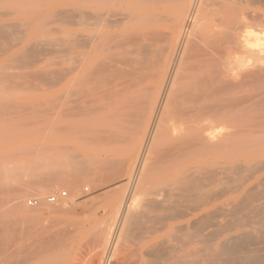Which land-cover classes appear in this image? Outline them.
Segmentation results:
<instances>
[{
  "label": "bare ground",
  "instance_id": "1",
  "mask_svg": "<svg viewBox=\"0 0 264 264\" xmlns=\"http://www.w3.org/2000/svg\"><path fill=\"white\" fill-rule=\"evenodd\" d=\"M1 143L0 264L71 237L29 233L50 181L105 187L83 264H264V0H0Z\"/></svg>",
  "mask_w": 264,
  "mask_h": 264
},
{
  "label": "rangeland",
  "instance_id": "2",
  "mask_svg": "<svg viewBox=\"0 0 264 264\" xmlns=\"http://www.w3.org/2000/svg\"><path fill=\"white\" fill-rule=\"evenodd\" d=\"M38 123V122H37ZM33 124V125H31V126H29L30 128H37V127H40V124H41V121L39 120V123L38 124ZM1 146H7V145H10L9 143H1L0 144ZM17 156V157H16ZM36 156H41V160H40V158L38 159V157H36V159L37 160H35V157ZM46 155H44L43 154V156L41 155V153L39 152V155H37V153L35 154V153H27L26 155H24V156H19V155H15V157L13 156H11V157H8V158H6V161L5 162H11V164H12V162L13 163H15V162H17V164H19L20 163V167H21V165L23 166V168L25 167V170L21 167V169L19 170V165H18V167L16 166L17 164H13V166H16V167H14V169H16L15 170V174H16V176H18L17 178H19V181L20 180H23V181H26L27 179H29L30 180V178H34V180H35V178L36 179H39L40 177H41V175H43L42 176V178H47V177H49L50 176V174H51V170H52V172L54 173L55 171H56V173H57V171L59 172V173H63V172H67V173H69L70 172V170H71V168L69 167V168H67V166H64V168H63V166L61 165V164H58V166L60 167V169H61V166H62V171L60 172V170H55V169H57L56 167H57V165H56V167H55V164L54 163H52L53 161H55V160H49L48 158V162H51L54 166V168H52V167H50L51 165H49L48 164V167L47 166H45V169H44V166H43V164H44V162H43V157H45ZM47 157V156H46ZM46 157H45V159H46ZM34 158V159H33ZM39 160V161H38ZM24 161V162H23ZM47 161V160H46ZM58 161V160H57ZM25 163L24 165H23V163ZM47 162V163H48ZM35 163H37V164H39V166H40V168H42L43 170H38L39 169V166L37 165V164H35ZM47 163H45V165L47 164ZM35 164V165H34ZM56 164H57V162H56ZM42 165V166H41ZM61 165V166H60ZM9 166H10V164H9ZM65 167H66V169H65ZM17 168H18V170H17ZM46 168H47V170H46ZM65 169V170H64ZM17 171V172H16ZM23 171H25V172H23ZM29 171H30V173H29ZM43 171V172H42ZM13 172H14V170H13ZM32 172V173H31ZM38 172H39V174H38ZM48 172H49V175H48ZM36 175H35V174ZM53 173L51 174V176L53 175ZM58 173V174H59ZM21 174V175H20ZM38 174V175H37ZM47 174V175H46ZM28 175H30V176H28ZM35 175V176H34ZM54 175H55V173H54ZM53 175V176H54ZM15 176V177H16ZM21 176V177H20ZM23 178V179H22ZM41 178V180H42V185H43V180H45V179H42ZM50 179V178H49ZM17 181H18V179H16V184H17ZM47 181H48V179H47ZM46 181V182H47ZM14 182V181H13ZM12 182V183H13ZM51 182H52V188H50V186H49V188H50V190H48V191H46L45 192V194H43V195H45V196H47V195H50V194H54V193H56V192H59V191H66V193H67V198L64 200V199H62L63 201L61 202H59V205H56V204H58L57 202L56 203H54V204H49V203H45V202H43V203H45V205L43 204V205H39V208L40 207H45V209L46 210H42V209H40V210H31L30 212H31V214L34 216V218H35V216L37 217V218H39V223H37L36 225L37 226H35V222H34V226L35 227H32L33 225L32 224H30V222H32V220L29 222V224H30V226H31V230H29V233H30V231L32 232V233H34L35 232V234L36 235H34V239H35V236H36V240L38 241V237H40V238H42L41 237V233H42V235H44V232H48V233H45V236L44 237H46L48 234H49V232H51L52 233V231H56V230H58L59 228H65V230L67 229V227L69 228V230L67 231V233L69 232V233H71L70 234V238H66L65 237V239L66 240H63V242H61V244L60 243H57L56 242V240H55V244L53 243L54 242V240H53V242H52V244H50V242H51V240L50 241H48L49 240V236H50V239H51V235H55L54 233L55 232H53L52 234L50 233L48 236H47V238H48V243H45L46 241L44 240V243L42 242V241H40V239H39V242H36V241H33V242H31V240H33V236L31 235L30 236V244H31V246L33 247V253H34V251H40L41 252V254L39 255V256H32V262H38L39 264H83V262L80 260V258H81V256H83L84 255V253L89 249V247L91 248V245L89 246V244H87V245H85L86 243H89V238H88V235H89V237L91 236L90 234L91 233H93L92 232V230L93 231H95V229H97V228H100L101 226H103L104 225V223L106 224L107 223V221H109L108 219H109V213L108 212H106V210H105V208H104V206H105V203L107 202V200H108V198L107 197H105V199H107V200H104V199H102L103 198V196L105 195V193L103 194L102 193V191L104 190V188L102 189V187H97L96 188V190H94L93 189V191L95 192V194L97 193V191L98 192H101V193H99V194H97V196H95L94 195V192L93 193H89V192H91V188L92 187H90V190H89V187H88V190L89 191H87V190H81L82 192L81 193H79V192H75V193H70V191L69 190H67V188L65 187V186H62V187H60V186H58V184H56V182H54V184H56V185H54L53 184V181H50V184H51ZM21 183H23V182H21ZM26 184V187H27V184L29 183V182H25ZM41 183V182H40ZM14 184H15V182H14ZM35 185V181L32 183V180H31V183L29 184V185ZM37 181H36V185L35 186H37ZM83 184H85L84 186H86L87 187V185L89 186V184L88 183H83ZM87 184V185H86ZM38 185H41V184H38ZM84 186H82L81 188H83ZM91 186V185H90ZM93 186V185H92ZM34 187V186H33ZM31 188V186H30V188L31 189H29V187H27L30 191H28L27 192V194H26V197H24V200L26 199H28V198H35L36 196H37V191H39V189H41L42 188V186L41 187H39V189H38V186H37V190H35L36 188ZM60 187V188H59ZM95 187V186H94ZM54 188V189H53ZM56 188V189H55ZM27 189V190H28ZM32 189H34L35 190V192H33V190ZM52 189V190H51ZM84 191H85V194H84ZM31 192H33L32 193V196L29 194V193H31ZM35 193H36V195H35ZM39 193V192H38ZM77 193V194H76ZM29 194V195H28ZM69 194H70V196H69ZM88 194H90V196H94L95 198H97V200L99 201V202H97L96 200H93L94 199V197H92V199L89 197V195ZM33 195H35V196H33ZM79 195L80 196H82V198L81 199H76L77 197H79ZM83 195H84V197H83ZM86 195V196H85ZM38 196H39V194H38ZM44 196V197H45ZM75 196V197H74ZM77 196V197H76ZM99 196H101V198H99ZM28 197V198H27ZM71 198V199H70ZM76 200H75V199ZM86 198V199H85ZM100 199H102V202L100 203ZM89 200V201H88ZM104 200V201H103ZM77 201V202H76ZM75 202H76V204H77V206H76V204H75ZM79 202V203H78ZM92 202H93V205H92ZM71 203V204H70ZM89 203V204H88ZM95 203H96V205H95ZM50 206H49V205ZM64 204V205H63ZM74 204V205H73ZM83 204V205H82ZM86 204V205H85ZM61 205V208L63 207V206H65V207H63V211H65V209H67L68 210V208H69V210H75L74 211V213H70L69 211V213H65V212H63V211H61V212H59V210L61 209H59L58 210V208H59V206ZM67 205V206H66ZM70 205V206H69ZM82 207H81V206ZM92 205V206H91ZM51 206H52V209L51 210H49V208H51ZM73 206V208L74 209H71V207ZM54 207H57L56 208V212H58V213H54V211H55V208ZM80 207V208H79ZM88 207V208H87ZM31 208V207H30ZM36 208H38V206L36 207ZM65 208V209H64ZM82 208V209H81ZM86 208V209H85ZM54 209V210H53ZM81 209V210H80ZM90 209V210H89ZM66 210V211H67ZM84 212H83V211ZM89 210V211H88ZM76 211H78L77 213H75ZM80 211H82V212H80ZM63 212V213H62ZM79 213V214H78ZM81 213V214H80ZM89 213V214H88ZM97 214V215H96ZM100 214V215H99ZM87 215V216H86ZM96 215V219L94 218V216ZM99 216V217H98ZM41 217V218H40ZM86 217V218H85ZM37 218H35V221L37 222ZM40 219H42L41 221H40ZM64 219V220H63ZM69 220H71V222L73 221H76L77 220V222L80 224H73V223H70L69 222ZM107 220V221H106ZM63 221V222H62ZM65 221H66V224L69 222V224H67V227L65 226ZM41 223H42V225L44 226H42L41 225ZM48 227V228H45V225ZM73 224V225H72ZM40 225V226H39ZM77 225V226H76ZM41 227V228H45L44 229V231L42 232L41 231V233H40V231H38V229L37 228H39V227ZM62 226V227H61ZM76 228V229H75ZM139 228H141V227H138L137 229H139ZM29 229H30V227H29ZM35 229H37L36 231L38 232V233H36V231H34ZM65 230H63V233L65 232ZM139 231H140V229H139ZM139 231L137 230V232L139 233ZM59 232H60V229H59ZM137 233V235H139ZM56 234H57V231H56ZM59 234V233H58ZM58 234H57V238L59 239V236L61 235V236H63L64 237V234H66V233H64L63 235H62V231L60 232V234H59V236H58ZM40 235V236H39ZM69 235V234H68ZM53 236H52V239H53ZM56 236V235H55ZM69 237V236H68ZM47 238H45V239H47ZM91 239H92V236L90 237ZM136 238H138V236L136 237ZM55 239H56V237H55ZM86 239V240H85ZM62 240V238L60 237V239H59V241H61ZM58 241V242H59ZM85 241V243H84V246H86L87 248H84V246H83V242ZM35 242L37 243V244H39L40 242H42V246L43 245H48V248L50 247H52V249L51 250H53V245H54V249H56V248H60L61 247V251H59V249H58V251H57V249H56V251L55 250H53V251H51L50 249H45V251H47V252H45L44 253V250H42L41 248H37V246H36V248H37V250H36V248H35V245H33V244H35ZM92 242V240L90 241V243ZM134 243H132L133 245L132 246H135V244L137 243V239H135L134 241H133ZM36 244V245H37ZM41 244V243H40ZM39 244V245H40ZM92 244V243H91ZM50 245V246H49ZM52 245V246H51ZM63 245V246H62ZM64 245H65V249H64ZM66 245H67V247H66ZM41 246V247H42ZM56 246V247H55ZM46 248V247H45ZM43 249H44V247H43ZM42 250V251H41ZM50 250V251H49ZM83 251V252H82ZM55 253V254H54ZM79 253V254H78ZM62 258V259H61ZM94 264H97V262L95 261L94 262Z\"/></svg>",
  "mask_w": 264,
  "mask_h": 264
},
{
  "label": "built area",
  "instance_id": "3",
  "mask_svg": "<svg viewBox=\"0 0 264 264\" xmlns=\"http://www.w3.org/2000/svg\"><path fill=\"white\" fill-rule=\"evenodd\" d=\"M67 196V193L66 191H59V192H56L54 194H50L48 197H47V200L48 202H51V203H54V202H57L59 199H64L65 197ZM34 204L36 203V199L30 201V204Z\"/></svg>",
  "mask_w": 264,
  "mask_h": 264
}]
</instances>
